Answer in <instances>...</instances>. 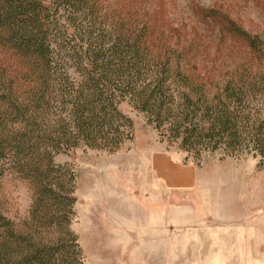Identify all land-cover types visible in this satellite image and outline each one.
<instances>
[{
	"label": "trees",
	"instance_id": "trees-1",
	"mask_svg": "<svg viewBox=\"0 0 264 264\" xmlns=\"http://www.w3.org/2000/svg\"><path fill=\"white\" fill-rule=\"evenodd\" d=\"M115 1L0 0V181L23 182L30 199L16 223L0 193V264H83L71 229L76 175L54 158L130 142L122 103L185 160L264 161V37L207 10L216 60L227 44L243 58L209 62L178 27Z\"/></svg>",
	"mask_w": 264,
	"mask_h": 264
},
{
	"label": "rangeland",
	"instance_id": "rangeland-1",
	"mask_svg": "<svg viewBox=\"0 0 264 264\" xmlns=\"http://www.w3.org/2000/svg\"><path fill=\"white\" fill-rule=\"evenodd\" d=\"M211 9L217 17H230L252 35L264 37V0H125L124 11L178 27L187 44L209 62L243 60L231 44L221 46L224 54L216 60L217 29L205 16ZM120 108L133 122L130 142L113 153L77 148L54 158L76 175L71 229L78 237L83 264H214L206 258L197 261L191 251V205L199 204L203 210L195 214V222L211 220L219 225L234 222L243 211L256 207L259 222L250 229L263 224L264 231V161L221 158L217 153L185 160L176 146L159 141L142 113L126 103ZM180 175L184 182L179 185L165 187L159 180ZM0 193L4 212L20 223L30 205L27 186L7 176L0 181ZM164 221L166 228H153L151 237L145 236L150 227ZM204 231L200 229V241ZM199 251L208 253L206 248Z\"/></svg>",
	"mask_w": 264,
	"mask_h": 264
},
{
	"label": "crops",
	"instance_id": "crops-1",
	"mask_svg": "<svg viewBox=\"0 0 264 264\" xmlns=\"http://www.w3.org/2000/svg\"><path fill=\"white\" fill-rule=\"evenodd\" d=\"M159 180L165 187L167 185H179L184 182V178L181 175L180 177L171 178L162 176ZM194 180L195 178L193 177L191 180L192 184H194ZM163 191L165 192L166 189ZM199 206V204L191 205L189 210L192 214V224L190 227L192 238L191 251L195 253L194 256L197 261L200 258H206L205 260L213 261L214 264H264L263 224L261 223L260 227L256 226L254 231L250 229L254 223L257 224L259 222V218L257 217L259 210L256 207H250L248 210L243 211L244 215L236 218L234 222L228 220L226 224L221 223L219 225L218 221L214 222L211 220H207L204 223L195 222V214L203 212ZM250 216L253 218H250ZM247 219H251V221L246 222ZM166 223V221L159 222V224L156 223V227H150L148 231L144 232L145 236L149 235L151 237V229L153 228H166ZM200 229L205 230L204 233H201L203 236L201 241ZM260 231H263V233H260ZM201 248H206V252L208 253L205 256L199 254V249Z\"/></svg>",
	"mask_w": 264,
	"mask_h": 264
}]
</instances>
